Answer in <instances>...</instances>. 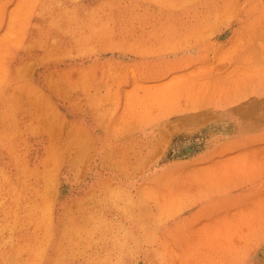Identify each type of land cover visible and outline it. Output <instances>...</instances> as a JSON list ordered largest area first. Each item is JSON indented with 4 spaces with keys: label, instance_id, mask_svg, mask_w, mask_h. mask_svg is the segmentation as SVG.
Instances as JSON below:
<instances>
[{
    "label": "rangeland",
    "instance_id": "1",
    "mask_svg": "<svg viewBox=\"0 0 264 264\" xmlns=\"http://www.w3.org/2000/svg\"><path fill=\"white\" fill-rule=\"evenodd\" d=\"M0 264H264V0H0Z\"/></svg>",
    "mask_w": 264,
    "mask_h": 264
}]
</instances>
